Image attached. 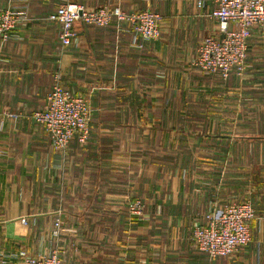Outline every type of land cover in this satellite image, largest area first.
Listing matches in <instances>:
<instances>
[{
	"label": "crops",
	"instance_id": "obj_1",
	"mask_svg": "<svg viewBox=\"0 0 264 264\" xmlns=\"http://www.w3.org/2000/svg\"><path fill=\"white\" fill-rule=\"evenodd\" d=\"M64 1L0 0L28 15L0 40V253L56 249L65 264H264V32L249 38L244 75L224 79L191 64L218 32L211 0H70L151 9L165 23L136 45L128 23L78 22L65 48L49 19ZM57 73L92 106L87 142L75 137L65 155L32 117ZM135 199L143 218L129 211ZM247 200L250 243L228 257L199 251L193 231L208 212Z\"/></svg>",
	"mask_w": 264,
	"mask_h": 264
},
{
	"label": "built area",
	"instance_id": "obj_2",
	"mask_svg": "<svg viewBox=\"0 0 264 264\" xmlns=\"http://www.w3.org/2000/svg\"><path fill=\"white\" fill-rule=\"evenodd\" d=\"M211 1L215 6L209 16L217 20L218 32L202 40L191 64L205 74L219 75L224 79L232 74L241 77L247 69L249 38L255 30L264 32V0ZM198 4L205 5V0H199ZM49 19L60 23L59 38L64 48L77 39L78 22L94 26H107L114 21L128 23L136 45L138 37L143 40L160 37L165 23V16L151 9L128 13L117 5L91 8L70 0H65ZM26 20L28 15L25 12L0 7V40H9L12 31ZM32 117L45 127L54 150L65 155L75 137L81 144L87 142L92 106L84 95L71 93L57 73L47 107L34 112ZM128 207L131 215L144 217L142 200H131ZM255 216L254 206L248 200L214 208L206 215V224L194 228V244L212 258L233 255L250 243ZM22 222L26 224V218H22ZM61 230L62 222L56 221L54 237H59ZM0 264H65V261L56 249L39 253L16 250L0 253Z\"/></svg>",
	"mask_w": 264,
	"mask_h": 264
},
{
	"label": "trees",
	"instance_id": "obj_3",
	"mask_svg": "<svg viewBox=\"0 0 264 264\" xmlns=\"http://www.w3.org/2000/svg\"><path fill=\"white\" fill-rule=\"evenodd\" d=\"M226 257H228V256H226Z\"/></svg>",
	"mask_w": 264,
	"mask_h": 264
}]
</instances>
